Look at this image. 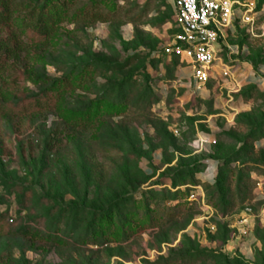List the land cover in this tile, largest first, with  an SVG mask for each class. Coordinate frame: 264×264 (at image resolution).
<instances>
[{
	"label": "rangeland",
	"instance_id": "obj_1",
	"mask_svg": "<svg viewBox=\"0 0 264 264\" xmlns=\"http://www.w3.org/2000/svg\"><path fill=\"white\" fill-rule=\"evenodd\" d=\"M6 1L0 264H264V0H233L253 24L203 91L171 0ZM56 3L46 41L31 17Z\"/></svg>",
	"mask_w": 264,
	"mask_h": 264
},
{
	"label": "built area",
	"instance_id": "obj_2",
	"mask_svg": "<svg viewBox=\"0 0 264 264\" xmlns=\"http://www.w3.org/2000/svg\"><path fill=\"white\" fill-rule=\"evenodd\" d=\"M171 1L180 29L174 53L191 70V86L203 91L217 70L222 76L231 77L241 51L238 46L227 44L226 35L237 20L252 25L248 13L239 14L233 0ZM256 76L257 81L247 79L248 84H262L261 75Z\"/></svg>",
	"mask_w": 264,
	"mask_h": 264
},
{
	"label": "trees",
	"instance_id": "obj_3",
	"mask_svg": "<svg viewBox=\"0 0 264 264\" xmlns=\"http://www.w3.org/2000/svg\"><path fill=\"white\" fill-rule=\"evenodd\" d=\"M56 6H58L57 9H55ZM0 8L2 10L0 13V30L2 31L4 28H7L8 30L10 29L9 36L6 39H0V70H3L5 66H7L9 60L19 59L20 54L25 50V48L18 32L13 30L10 26L11 12L6 0H0ZM63 10L64 9L60 7L59 3L52 6V11H47L45 6H43L38 14L32 15V28L38 35L47 41L55 34L57 29L55 17L63 12ZM256 73L257 75H260L261 70ZM249 85L258 86L256 84ZM124 203L125 201H123L120 205ZM103 219L106 221L109 220V214L105 215Z\"/></svg>",
	"mask_w": 264,
	"mask_h": 264
},
{
	"label": "crops",
	"instance_id": "obj_4",
	"mask_svg": "<svg viewBox=\"0 0 264 264\" xmlns=\"http://www.w3.org/2000/svg\"><path fill=\"white\" fill-rule=\"evenodd\" d=\"M248 79L253 80V81H257V76L252 75V77H248ZM261 85H263V83ZM208 180L211 181V178L209 177Z\"/></svg>",
	"mask_w": 264,
	"mask_h": 264
}]
</instances>
